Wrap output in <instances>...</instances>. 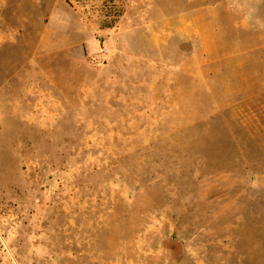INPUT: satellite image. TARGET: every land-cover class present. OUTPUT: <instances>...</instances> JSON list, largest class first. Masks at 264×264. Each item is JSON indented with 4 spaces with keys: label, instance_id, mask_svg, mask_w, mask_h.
<instances>
[{
    "label": "rangeland",
    "instance_id": "obj_1",
    "mask_svg": "<svg viewBox=\"0 0 264 264\" xmlns=\"http://www.w3.org/2000/svg\"><path fill=\"white\" fill-rule=\"evenodd\" d=\"M41 2L0 50V264H264V0Z\"/></svg>",
    "mask_w": 264,
    "mask_h": 264
},
{
    "label": "crops",
    "instance_id": "obj_2",
    "mask_svg": "<svg viewBox=\"0 0 264 264\" xmlns=\"http://www.w3.org/2000/svg\"><path fill=\"white\" fill-rule=\"evenodd\" d=\"M41 1L42 0H0V50L10 48L15 40L19 41L20 39V42L23 41V10L29 7L34 11L38 8L42 9L44 4ZM63 1L64 0H62V2ZM67 1L71 2L74 0ZM23 2H27L29 7L23 8ZM55 2L56 6H59L61 0H55ZM53 8L52 4L49 5L50 10H53ZM33 15L35 14L33 13Z\"/></svg>",
    "mask_w": 264,
    "mask_h": 264
}]
</instances>
